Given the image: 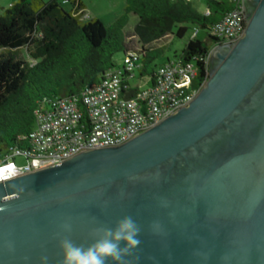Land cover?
<instances>
[{
  "label": "water",
  "instance_id": "obj_1",
  "mask_svg": "<svg viewBox=\"0 0 264 264\" xmlns=\"http://www.w3.org/2000/svg\"><path fill=\"white\" fill-rule=\"evenodd\" d=\"M242 5L243 36L212 42L187 106L0 181V264H62V240L87 248L124 217L140 229L124 264H264V0Z\"/></svg>",
  "mask_w": 264,
  "mask_h": 264
},
{
  "label": "trees",
  "instance_id": "obj_2",
  "mask_svg": "<svg viewBox=\"0 0 264 264\" xmlns=\"http://www.w3.org/2000/svg\"><path fill=\"white\" fill-rule=\"evenodd\" d=\"M206 4L209 15L196 11L190 0H126L124 14L105 25L98 18L81 20L82 0H15L0 13V158L35 126L34 112L42 104L80 96L103 72L121 67L115 56L126 52L129 14L137 17V69L151 81L149 68L166 49L154 43L168 33L182 38L187 23L207 32L208 39L192 37L179 55L196 61L193 85L198 86L208 78V54L217 42L208 32L233 7L229 0Z\"/></svg>",
  "mask_w": 264,
  "mask_h": 264
},
{
  "label": "built area",
  "instance_id": "obj_3",
  "mask_svg": "<svg viewBox=\"0 0 264 264\" xmlns=\"http://www.w3.org/2000/svg\"><path fill=\"white\" fill-rule=\"evenodd\" d=\"M229 1L233 7L208 32L217 42H235L244 34L242 0ZM138 59L136 51H126L120 68L103 72L80 96L57 97L36 109L35 126L0 158V181L59 165L83 151L120 145L187 106L207 81L194 86L196 61L177 56L163 62L151 84L139 89L130 83ZM16 157L25 162L16 164Z\"/></svg>",
  "mask_w": 264,
  "mask_h": 264
},
{
  "label": "rangeland",
  "instance_id": "obj_4",
  "mask_svg": "<svg viewBox=\"0 0 264 264\" xmlns=\"http://www.w3.org/2000/svg\"><path fill=\"white\" fill-rule=\"evenodd\" d=\"M15 0H0V13L3 12L4 9L8 8ZM86 6L84 10V14L81 16V20H90L93 18H98L103 24L109 25L115 19L124 14V6L126 0H82ZM192 6L199 13H205L207 10L206 0H190ZM62 6L65 9H68L70 6L66 2H62ZM137 22V17L135 15H128L127 26L124 29L125 34V47L126 51H132L139 49V44L137 41V37L133 31V26ZM188 27L187 32L184 34L182 38H178L173 36L171 33L166 34L163 39L157 41L152 46L161 47L165 45L166 49L163 55L154 60L152 65L149 68V72L155 71L163 62L167 59H174L179 56L182 49L185 47L187 41L192 38L194 32L197 30L196 38L200 40H206L207 32L200 27L187 23L185 24ZM23 55L25 54L24 49H19ZM124 54L118 53L115 58L121 62ZM141 63V58L139 60ZM135 77L130 79V83L132 85L138 86L139 89L147 88L150 84V76L144 74L141 80L138 69L135 70ZM15 162L18 165H22L25 160L22 157H16Z\"/></svg>",
  "mask_w": 264,
  "mask_h": 264
},
{
  "label": "clouds",
  "instance_id": "obj_5",
  "mask_svg": "<svg viewBox=\"0 0 264 264\" xmlns=\"http://www.w3.org/2000/svg\"><path fill=\"white\" fill-rule=\"evenodd\" d=\"M103 232L104 237L87 248L77 246L67 239L62 240V264H105L107 258L117 264H124L122 254L140 243V229L131 217H124L114 229H103ZM121 241L125 242L124 248L120 246ZM42 260L46 264L47 258L43 257Z\"/></svg>",
  "mask_w": 264,
  "mask_h": 264
}]
</instances>
